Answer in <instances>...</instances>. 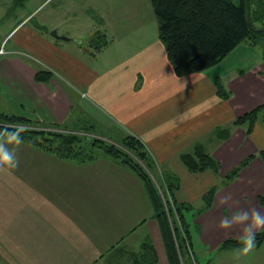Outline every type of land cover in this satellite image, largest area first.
I'll return each instance as SVG.
<instances>
[{
  "label": "crops",
  "instance_id": "obj_1",
  "mask_svg": "<svg viewBox=\"0 0 264 264\" xmlns=\"http://www.w3.org/2000/svg\"><path fill=\"white\" fill-rule=\"evenodd\" d=\"M75 1L40 0L39 6L55 3L48 18ZM83 4L84 11H69L62 20L89 17L101 21L97 29L87 24L76 35L62 21L51 22L46 31L25 26L39 6L10 28L5 39L16 29L18 37L0 54L1 110L40 125L88 124L103 139L139 138L155 159L156 172L179 178L174 199L192 206L187 217L195 223L196 264L233 255L235 249L220 246L240 239L246 225L225 230L220 220L239 211L250 215L252 209L264 214V111L250 133L234 123L264 102L263 53L247 59L245 67L235 65L229 53L204 71L179 76L158 24L125 35L123 24L111 22V7ZM54 29L68 39L51 35ZM102 54L99 67L90 62ZM40 69L52 71V78L36 80ZM219 82L228 99L218 95ZM221 127L229 129L225 140L214 133ZM196 143L220 162L219 172H193L183 165L180 154ZM11 146V164L17 159L18 166H0V264H170L145 184L131 169L106 155L79 164L23 142ZM250 156L238 176L225 181ZM213 187L211 206L198 212ZM227 196L231 199L220 205Z\"/></svg>",
  "mask_w": 264,
  "mask_h": 264
},
{
  "label": "trees",
  "instance_id": "obj_2",
  "mask_svg": "<svg viewBox=\"0 0 264 264\" xmlns=\"http://www.w3.org/2000/svg\"><path fill=\"white\" fill-rule=\"evenodd\" d=\"M157 18L159 38L166 47L169 59L174 65L177 75L204 71L226 57L233 49L244 41L256 43L264 34V0H150ZM250 11L251 24L247 12ZM254 21L261 27L255 30ZM257 28V27H256ZM98 35V34H97ZM1 49V45H0ZM264 58V52H263ZM53 72L40 69L35 78L47 82ZM217 93L228 99L230 94L223 84L217 83ZM264 111V102L238 117L234 123L245 126L250 133ZM16 125L25 130L21 132L23 143L45 150L59 158L83 164L92 162L101 156H109L135 172L144 182L150 197L154 216L158 219L170 264H196L192 248L191 222L187 213L192 209L189 203H178L174 199L179 188V178L171 172L162 171L160 184L151 176L155 169V159L145 144L132 134L126 135L118 144L95 135L94 132L80 134L64 130L62 124L40 125L34 121L0 108V129ZM62 128L64 131L57 130ZM87 130V129H86ZM219 140L229 137V129H215ZM93 134V135H91ZM264 160V151H261ZM253 156L246 158L225 176V181L235 179L240 170L246 166ZM180 160L193 172L213 170L219 172L221 164L201 143H196L191 151L182 152ZM169 193L168 207L163 202L159 185ZM216 188H211L204 196L203 211L212 204ZM264 204V194L260 196ZM197 212V213H198ZM178 219L172 220L173 215ZM175 215V216H176ZM264 241V231L256 232V246ZM242 243L240 239H226L221 249H236Z\"/></svg>",
  "mask_w": 264,
  "mask_h": 264
},
{
  "label": "rangeland",
  "instance_id": "obj_3",
  "mask_svg": "<svg viewBox=\"0 0 264 264\" xmlns=\"http://www.w3.org/2000/svg\"><path fill=\"white\" fill-rule=\"evenodd\" d=\"M70 1L72 2V0ZM86 1L88 5H93L94 3L100 2L102 4H105V6H108V8L111 7V12L113 14L111 15V22L123 24L125 26L124 30L126 31L125 35L127 34L137 35L138 30L141 28V25H143L142 27H147L148 29H151V22H153L154 24H157V18L153 11V7L151 5L150 0H86ZM235 1L238 2V0H235ZM39 2L40 0H0V45L1 47L10 49L12 46H14L15 41L18 37V34L16 32L17 29L14 30L8 36V38L5 39V37L10 31V28H12L13 25H15L17 21L23 17V15H26L31 10H33L35 7L39 6ZM83 2L84 0L75 1V3L78 4L77 10H76L77 5H75V3L70 6H62V8L60 6L59 7L61 9L60 14L57 13V16L54 14H51L50 16H48V18H46V16L49 13V9L55 3L53 2L47 6L45 4L42 6H39L37 10L35 11V13L31 15L32 19H30V17H29L30 20L27 19L29 21L26 23L25 26H33L37 29L44 28V31H46L45 27H47V25L50 24L51 22L59 23L62 21L65 25L69 26L70 29H73L72 32L76 33V35L81 34L84 30L79 29V28H82V26H86L87 24L89 26L94 25L92 27L97 29V27L100 26L101 21L91 20L92 21L91 22L90 20L88 21L89 17L88 18L84 17V18H87L86 22L83 21L84 19L81 18L79 15H77L76 17L70 16V18L65 19V21L62 20V16L69 11H76L77 13L78 12L81 13L80 10L84 11L85 9L83 7H85V4H83ZM70 8H72V10ZM254 24L257 28L261 27V23L259 21H254ZM61 26L63 28L62 24ZM77 29H78V32H77ZM156 29H157V26H156ZM84 45L88 47L87 43H85ZM71 46H77V44L73 41L71 42ZM263 52H264V34L259 36V39L256 43H251L250 41H244L240 43L235 49H233V51L230 52L229 55H232L231 60L233 61L235 65H239L240 67H245V65H247L246 64L247 59H249L252 56L258 55L260 53H263ZM105 57L102 54L100 55V57L98 56V59L96 60L90 58V62H93V64H96L99 67ZM62 125H64L62 126L64 130L75 131V132H78L80 134H85V135L86 133H90V132L92 133L95 131L93 127L89 126L88 124L86 125V124L80 123L78 124V126H71V125H65V124H62ZM72 127H77V128H72ZM49 128H52V127L50 126ZM62 128H58L57 130L64 131ZM97 128H99V125H97ZM107 131L108 130H103V133L109 134L110 132H107ZM106 139L107 141H110L112 143L119 145L118 140H109V138H106ZM3 147L5 151L10 152L11 150L9 149L12 146L9 144H3ZM207 147L211 149L208 145ZM1 165H4V164H0V166ZM150 173L153 179L156 182L158 181V183L160 184V181L162 178L161 171L156 172V171L150 170ZM0 181H4V179L0 177ZM159 189H160L159 191L161 193L162 200L166 204L167 201L170 199V195L168 191L164 189L163 187L161 188L160 185H159ZM175 215H173L172 220L177 221L178 217L177 215L176 216ZM190 228L192 232V230H194L195 228L194 222H191ZM261 231H264V229ZM206 263L207 261L206 262L201 261V264H206ZM214 264H264V242L259 248L256 246L255 249L251 253L245 256H241L238 260L234 258V253L233 255H229L228 257L224 256V258L220 257V255H217L215 257Z\"/></svg>",
  "mask_w": 264,
  "mask_h": 264
},
{
  "label": "clouds",
  "instance_id": "obj_4",
  "mask_svg": "<svg viewBox=\"0 0 264 264\" xmlns=\"http://www.w3.org/2000/svg\"><path fill=\"white\" fill-rule=\"evenodd\" d=\"M0 54H5L0 51ZM25 129L22 126L10 125L0 129V164L11 165V168L18 166V160L14 164H11L12 154L9 151H5L3 143L9 145L19 146L23 139L21 132ZM231 199L230 196L225 197L219 201L220 205H224L227 200ZM240 225H246L241 228L240 242L242 248L234 250V258L239 259L241 256H245L251 253L256 247V232L264 229V214L257 209H252L251 214L242 213L241 211L233 214L231 218L224 217L220 220L219 227L221 229H232Z\"/></svg>",
  "mask_w": 264,
  "mask_h": 264
},
{
  "label": "water",
  "instance_id": "obj_5",
  "mask_svg": "<svg viewBox=\"0 0 264 264\" xmlns=\"http://www.w3.org/2000/svg\"><path fill=\"white\" fill-rule=\"evenodd\" d=\"M247 1H248V0H247ZM247 17H248V21H249V23L251 24L250 11H249V9H248V12H247ZM253 28H254L255 30L260 29V28H256V27H253ZM51 35H53V36L56 37V38L68 39L67 36L59 35V34L57 33V29L52 30Z\"/></svg>",
  "mask_w": 264,
  "mask_h": 264
},
{
  "label": "built area",
  "instance_id": "obj_6",
  "mask_svg": "<svg viewBox=\"0 0 264 264\" xmlns=\"http://www.w3.org/2000/svg\"><path fill=\"white\" fill-rule=\"evenodd\" d=\"M0 51L4 52V48L2 47V48L0 49ZM169 201L172 202V198H171V196H170ZM167 205H168V202L166 203V206H167Z\"/></svg>",
  "mask_w": 264,
  "mask_h": 264
}]
</instances>
